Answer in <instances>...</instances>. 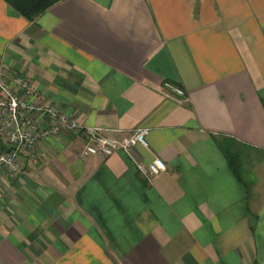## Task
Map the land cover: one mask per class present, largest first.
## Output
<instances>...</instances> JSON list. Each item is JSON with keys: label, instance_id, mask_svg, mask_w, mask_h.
<instances>
[{"label": "crops", "instance_id": "0c3cea01", "mask_svg": "<svg viewBox=\"0 0 264 264\" xmlns=\"http://www.w3.org/2000/svg\"><path fill=\"white\" fill-rule=\"evenodd\" d=\"M0 68L84 125L148 127L106 156L62 131L0 168V264H264V0H57L33 19L0 0Z\"/></svg>", "mask_w": 264, "mask_h": 264}, {"label": "built area", "instance_id": "2783aa9c", "mask_svg": "<svg viewBox=\"0 0 264 264\" xmlns=\"http://www.w3.org/2000/svg\"><path fill=\"white\" fill-rule=\"evenodd\" d=\"M167 86L176 94H183L181 88L168 83ZM62 131L84 135L83 155L106 156L117 149L129 150L137 143L147 146L148 127H135L116 136L99 126L84 125L56 102L43 98L28 77L15 70L5 73L0 68V168L9 176L19 174L23 169L22 153L37 160L39 140ZM136 167L151 180L166 165L154 156L148 163L137 161Z\"/></svg>", "mask_w": 264, "mask_h": 264}, {"label": "trees", "instance_id": "16d2710c", "mask_svg": "<svg viewBox=\"0 0 264 264\" xmlns=\"http://www.w3.org/2000/svg\"><path fill=\"white\" fill-rule=\"evenodd\" d=\"M12 4L23 16L33 19L40 12L57 0H6Z\"/></svg>", "mask_w": 264, "mask_h": 264}, {"label": "rangeland", "instance_id": "374dc122", "mask_svg": "<svg viewBox=\"0 0 264 264\" xmlns=\"http://www.w3.org/2000/svg\"><path fill=\"white\" fill-rule=\"evenodd\" d=\"M249 171V170H248ZM248 171H246V174L248 173Z\"/></svg>", "mask_w": 264, "mask_h": 264}]
</instances>
